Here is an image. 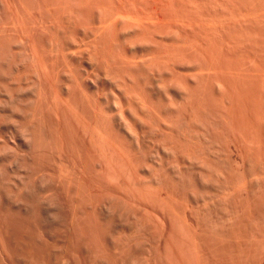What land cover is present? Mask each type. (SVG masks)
Masks as SVG:
<instances>
[{
    "label": "rangeland",
    "instance_id": "374dc122",
    "mask_svg": "<svg viewBox=\"0 0 264 264\" xmlns=\"http://www.w3.org/2000/svg\"><path fill=\"white\" fill-rule=\"evenodd\" d=\"M263 97L264 0H0V264H264Z\"/></svg>",
    "mask_w": 264,
    "mask_h": 264
},
{
    "label": "bare ground",
    "instance_id": "6f19581e",
    "mask_svg": "<svg viewBox=\"0 0 264 264\" xmlns=\"http://www.w3.org/2000/svg\"><path fill=\"white\" fill-rule=\"evenodd\" d=\"M173 1H174V0H173ZM260 1H261V0H260ZM87 2H88V1H87ZM107 2H108V1H107ZM94 3H95V2H94ZM233 3H234V2H233ZM86 4H87V3H86ZM86 4H85V5H86ZM180 4H181V3H180ZM257 5H258V4H257ZM221 6H222V5H221ZM249 8H250V7H249ZM250 9H251V8H250ZM171 10H172V9H171ZM209 11H210V10H209ZM251 11H252V10H251ZM260 11H262V10H260ZM234 12H235V11H234ZM237 12H238V11H237ZM179 14H180V13H179ZM236 14H237V13H236ZM238 14H239V13H238ZM105 15H106V14H105ZM177 15H178V14H177ZM219 15H220V14H219ZM229 15H230V14H229ZM231 15H233V14H231ZM246 15H247V14H246ZM256 15H258V14H256ZM239 16H240V15H239ZM250 16H251V15H250ZM94 17H95V16H94ZM230 17H231V16H230ZM253 17H254V16H253ZM109 18H110V17H109ZM149 19H150V18H149ZM169 19H170V18H169ZM233 19H234V18H233ZM242 19H243V16H242ZM107 20H108V18H107ZM146 20H147V19H146ZM164 20H165V19H164ZM237 20H238V19H237ZM244 20H245V19H244ZM253 20H254V19H253ZM105 21H106V20H105ZM112 21H113V20H112ZM206 21H207V20H206ZM254 21H255V20H254ZM129 22H130V21H129ZM140 22H141V21H140ZM151 22H152V21H151ZM107 23H108V22H107ZM107 23H106V24H107ZM137 23H138V22H137ZM219 24H220V23H219ZM108 25H109V24H108ZM121 25H122V24H121ZM153 25H154V24H153ZM119 26H120V25H119ZM148 26H149V25H148ZM103 27H104V26H103ZM154 27H155V26H154ZM106 28H107V26H106ZM127 28H128V27H127ZM170 28H171V27H170ZM258 28H259V27H258ZM101 30H102V29H101ZM147 30H148V29H147ZM177 30H178V29H177ZM258 30H259V29H258ZM107 31H108V30H107ZM114 31H115V30H114ZM162 31H163V30H162ZM175 32H176V31H175ZM179 32H180V31H179ZM255 32H257V31H255ZM96 33H97V32H96ZM96 33H95V34H96ZM140 33H141V32H140ZM142 33H143V32H142ZM184 33H185V32H184ZM113 34H115V33H113ZM103 35H104V34H103ZM151 35H152V34H151ZM151 35H150V36H151ZM95 36H96V35H95ZM113 36H114V35H113ZM114 37H115V36H114ZM116 37H117V36H116ZM159 37H160V36H159ZM187 37H188V36H187ZM107 39H108V38H107ZM131 40H132V39H131ZM136 40H137V39H136ZM92 41H94V40H92ZM110 41H111V40H110ZM117 42H118V41H117ZM130 42H131V41H130ZM211 42H212V41H211ZM92 43H93V42H92ZM155 43H156V42H155ZM93 44H94V43H93ZM103 44H104V43H103ZM103 44H102V45H103ZM142 44H143V43H142ZM110 45H111V44H110ZM124 46H125V45H124ZM148 46H149V45H148ZM101 47H102V46H101ZM104 47H105V46H104ZM149 47H150V46H149ZM186 47H187V46H186ZM198 47H199V46H198ZM94 49H95V48H94ZM96 49H97V48H96ZM99 49H100V48H99ZM109 50H110V49H109ZM112 50H113V48L111 49V51H112ZM164 50H165V49H164ZM173 50H174V49H173ZM92 51H93V50H92ZM148 51H149V50H148ZM153 51H154V50H153ZM179 51H180V50H179ZM95 52H96V50H95ZM133 52H134V51H133ZM140 52H141V51H140ZM187 52H188V51H187ZM198 52H199V51H198ZM109 53H110V52H109ZM109 53H108V54H109ZM115 53H116V52H115ZM93 54H94V53H93ZM111 54H112V53H111ZM26 55H27V54H26ZM130 55H131V54H130ZM144 55H145V54H144ZM109 56H110V55H109ZM112 56H113V55H112ZM244 56H245V55H244ZM102 57H103V56H102ZM116 57H117V56H116ZM188 57H189V56H188ZM103 58H104V57H103ZM164 58H165V57H164ZM164 58H163V59H164ZM170 58H171V57H170ZM185 58H186V57H185ZM119 59H120V58H119ZM125 59H126V58H125ZM138 59H139V58H138ZM108 61H109V60H108ZM115 61H116V60H115ZM115 61H114V62H115ZM159 61H160V60H159ZM111 62H112V61H111ZM122 62H123V61H122ZM142 62H143V61H142ZM211 62H212V61H211ZM230 62H231V61H230ZM258 62H259V61H258ZM101 63H102V62H101ZM109 63H110V62H109ZM124 63H125V62H124ZM160 63H161V62H160ZM106 64H107V63H106ZM119 64H120V63H119ZM122 64H123V63H122ZM137 64H138V62H137ZM141 64H142V63H141ZM150 64H151V63H150ZM154 64H155V63H154ZM167 64H168V63H167ZM183 64H184V63H183ZM220 64H221V63H220ZM124 65H125V64H124ZM124 65H123V66H124ZM131 65H132V64H131ZM142 65H144V64H142ZM162 65H163V64H162ZM187 65H188V64H187ZM254 65H255V64H254ZM138 66H139V65H138ZM164 66H165V65H164ZM215 66H216V65H215ZM23 67H24V66H23ZM99 67H100V66H99ZM156 67H157V66H156ZM231 67H232V66H231ZM106 68H107V67H106ZM123 68H125V67H123ZM126 68H127V67H126ZM138 68H139V67H137V69H138ZM172 68H173V67H172ZM217 68H218V67H217ZM223 68H224V67H223ZM30 69H31V68H30ZM129 69H131V68H129ZM156 69H158V68H156ZM253 69H254V68H253ZM124 70H125V69H124ZM131 70H132V69H131ZM134 70H135V69H134ZM139 70H140V68H139ZM165 70H166V69H165ZM172 70H173V69H172ZM126 71H127V70H126ZM239 71H240V70H239ZM109 72H110V71H109ZM124 72H125V71H124ZM127 72H128V71H127ZM140 72H141V71H140ZM166 72H167V71H166ZM191 72H192V71H191ZM204 72H205V71H204ZM224 72H226V71H224ZM246 72H247V71H246ZM5 73H6V72H5ZM130 73H131V72H130ZM136 73H137V72H136ZM138 73H139V71H138ZM138 73H137V74H138ZM149 73H150V72H149ZM218 73H219V72H218ZM218 73H217V74H218ZM244 73H245V72H244ZM92 74H93V73H92ZM118 74H119V73H118ZM145 74H146V73H145ZM195 74H196V73H195ZM207 74H208V73H207ZM238 74H239V73H238ZM121 75H122V74H121ZM121 75H120V76H121ZM185 75H187V74H185ZM208 75H209V74H208ZM20 76H21V75H20ZM118 76H119V75H118ZM118 76H117V77H118ZM129 76H131V75L129 74ZM129 76H128V77H129ZM137 76H138V75H137ZM149 76H150V75H149ZM231 76H232V75H231ZM95 77H96V76H95ZM111 77H112V76H111ZM113 77H114V76H113ZM126 77H127V76H126ZM201 77H202V76H201ZM210 77H211V76H210ZM238 77H239V76H238ZM245 77H246V76H245ZM129 78H130V77H129ZM139 78H140V76H139ZM144 78H145V77H144ZM186 78H187V77H186ZM191 78H192L191 76H190V78L188 77V79H191ZM198 78H199V77H198ZM207 78H208V77H207ZM217 78H218V77H217ZM241 78H242V77H241ZM91 79H92V78H91ZM132 79H133V78H132ZM132 79H130V80H132ZM134 79H135V78H134ZM141 79L143 80V77H141ZM192 79H193V81H196V83L198 82V81H197L198 79L195 80L196 78H195L194 76H193ZM199 79H200V78H199ZM210 79H211V78H210ZM212 79H213V78H212ZM226 79H227V77H226ZM125 80H127V79H125ZM139 80H140V79H139ZM139 80H138V81H139ZM203 80H204V79H203ZM98 81H99V80H98ZM132 81H133V80H132ZM182 81H183V79H182ZM184 81L186 82V79H185V78H184ZM201 81H202V80H201ZM65 82H66V81H65ZM114 82H115V81H114ZM116 82H118V81H116ZM128 82H129V81H128ZM133 82H134V81H133ZM144 82H145V81H144ZM177 82H178V81H176V83H177ZM179 82H180V81H179ZM179 82H178V83H179ZM185 82H182V83H185ZM187 82H188V83H187V86H189V89H188V87L186 88V89H188L187 91H183V90H186V89H183V88L186 87L185 84H181V85H184L183 87L180 85V88L182 87L180 91H182V93L184 92V94H182V95H185L186 97H187V96H190V95H188V94H190V93L188 92L190 89L193 90L192 92H193V94H194L195 90H194L193 88L196 89V87H197L196 85H192V86H191L192 83L190 84L189 81H187ZM122 83H123V82H122ZM134 83H135V82H134ZM137 83H138V82H137ZM157 83H158V82H157ZM171 83H172V82H171ZM171 83H170V84H171ZM178 83H177V84H178ZM193 83H195V82H193ZM207 83H208V82L206 81V84H205V85H207ZM210 83H211V82H210ZM230 83H231V82H230ZM241 83H242V82H241ZM36 84H37V83H36ZM170 84H169V85H170ZM188 84H190V85H188ZM197 84H198V83H197ZM208 84H209V83H208ZM213 84H214V83H213ZM67 85H68V84H67ZM96 85H97V84H96ZM124 85H125V84H124ZM129 85H130V84H129ZM200 85H201V84H200ZM200 85H198V87H199ZM210 85H211V84H210ZM210 85H209V86H210ZM116 86H118V85L116 84ZM138 86H139V85H138ZM190 86H191V87H190ZM193 86H194V87H193ZM203 86H204V84H203ZM215 86H216V85H214L213 87H215ZM160 87H161V86H160ZM160 87H159V88H160ZM178 87H179V86H178ZM192 87H193V88H192ZM219 87H220V86H219ZM222 87H223V86H222ZM117 88H118V87H117ZM135 88H136V87H135ZM200 88H201V87H200ZM206 88H207V87H206ZM215 88H216V87H215ZM182 89H183V90H182ZM198 89H199V88H198ZM198 89L196 90V92H195V94H194L195 96L192 95V93H191L192 97H193V96H194V97L200 96V95H199L200 92H198V91H200V90H198ZM211 89H212V88H211ZM227 89H228V88H227ZM165 90H166V88H165ZM165 90H164V91H165ZM222 90H224V89H222ZM129 91H130V89H129ZM134 91H135V90H134ZM219 91H220V90H219ZM172 92H173V91H172ZM190 92H191V91H190ZM197 92H198V94H196ZM202 92H203V91H202ZM135 93H136V92H135ZM138 93H139V91H138ZM138 93H137V94H138ZM207 93H208V92H207ZM211 93H212V92H211ZM220 93H221V91H220ZM240 93H241V92H240ZM124 94H125V93H124ZM131 94H132V93H131ZM142 94H143V93H142ZM142 94H141V95H142ZM165 94H167V92H165ZM205 94H206V93H205ZM232 94H233V93H232ZM262 94H263V93H262ZM37 95H38V94H37ZM86 95H87V94H86ZM128 95H129V94H128ZM135 95H136V94H135ZM135 95H133V96H135ZM138 95H139V94H138ZM182 95H181V97H182ZM196 95H197V96H196ZM203 95H204V93H203ZM208 95H209V94H208ZM225 95H226V94H225ZM89 96H90V95H89ZM139 96H140V95H139ZM185 96H184V98H183V99H184V103L187 102L189 99L192 98V97L190 96L191 98L188 97L189 99H188V98L186 99ZM223 96H224V95H223ZM241 96H242V95H241ZM129 97H130V96H129ZM142 97H143V96H142ZM142 97H141V98H142ZM176 97H177V96H176ZM194 97L191 99V100H192L191 103H193L194 101L197 102V100L200 99V98H197V100H194ZM213 97H214V95H213ZM215 97H216V96H215ZM218 97H219V96H218ZM260 97H261V96H260ZM138 98H139V97H136V99H138ZM141 98H140V100H141ZM143 98H144V97H143ZM154 98H155V97H154ZM209 98H210V97H209ZM233 98H234V97H233ZM247 98H248V97H247ZM263 98H264V97H263ZM94 99H95V98H94ZM145 99H146V98H145ZM170 99H171V96H170ZM180 99H181V98H180ZM185 99H186V100H185ZM203 99H204V98H203ZM226 99H227V98H226ZM230 99H231V97H230ZM172 100H173V99H172ZM191 100H190V101H191ZM193 100H194V101H193ZM210 100H211V99H210ZM215 100H216V99H215ZM219 100H220V99H219ZM221 100L223 101V99H221ZM221 100H220V101H221ZM227 100H228V99H227ZM88 101H89V100H88ZM137 101H139V99H138ZM168 101H170V100H168ZM179 101H180V100H179ZM181 101H182V99H181ZM205 101H206V100H205ZM247 101H248V100H247ZM135 102H136V101H135ZM140 102H141V101H140ZM142 102H143V104H145V101H144V100H143ZM188 102H189V101H188ZM188 102L186 103V104H188V105L184 104L183 107H182V109H185V110L187 111V109H188L187 107H189V110H190V108H192V107L194 108L196 102H194L192 105H190V104H189L190 102H189V103H188ZM198 102H199V101H198ZM198 102H197V103H198ZM210 102H212V101H210ZM217 102H218V101H217ZM94 103H95V102H94ZM102 103H103V102H102ZM105 103H106V102H105ZM223 103H224V102H223ZM120 104H121V103H120ZM136 104H137V103H136ZM170 104H171V103H170ZM173 104L175 105V103H173ZM182 104H183V101H182ZM227 104H228V103H227ZM235 104H236V103H235ZM238 104H239V103H238ZM87 105H88V104H87ZM103 105H104V104H103ZM115 105H116V104H115ZM167 105H168V104H167ZM198 105H199V106H197V104H196V109H197V108H200V107L202 106V104H200V102L198 103ZM200 105H201V106H200ZM209 105H211V103H210ZM214 105H215V104H214ZM224 105H225V104H224ZM121 106H122V105H121ZM186 106H187V107H186ZM225 106H226V105H225ZM148 107H149V106H148ZM175 107H176V108H175ZM175 107H174V108H175V110H176L177 107H178V105L175 106ZM179 107H180V105H179ZM205 107H206V106H205ZM205 107H204V109H205ZM116 108H117V107H116ZM156 108H157V107H156ZM186 108H187V109H186ZM211 108H212V107H211ZM211 108H210V109H211ZM224 108H225V107H224ZM229 108H230V106H229ZM94 109H95V108H94ZM121 109H123V108H121ZM180 109H181V108H180ZM180 109H179V110H180ZM206 109H207V108H206ZM210 109H209V110H210ZM225 109L228 110V108H225ZM233 109H234V108H233ZM236 109H237V108H236ZM92 110H93V109H92ZM115 110H116V109H115ZM158 110H159V108H158ZM169 110H171V109H169ZM173 110H174V109H173ZM177 110H178V109H177ZM192 110H194L195 112L193 111L194 113H192V112H191ZM213 110H214V108H213ZM222 110H223V109H222ZM222 110H219V111L222 112ZM226 110H225V111H226ZM140 111H141V110H140ZM142 111H143V110H142ZM156 111H157V109H156ZM156 111L154 112L155 114L157 113ZM166 111H167V110H166ZM196 111H197V110H195V108H194V109H191L188 113L186 112L187 114L184 112V110H183V111H178V112H182V113H180V114H185L183 117H182V115H181V116H180L181 118L179 117V119L184 118V121H185V118H186V117H188V116H190V115L193 116V114H197L198 112L196 113ZM229 111L233 112L232 110H229ZM115 112H116V111H115ZM118 112H119V111H118ZM136 112H137V111H136ZM163 112H164V111H163ZM183 112H184V113H183ZM190 112H191L192 114H189ZM203 112H204V111H203ZM103 113H104V112H103ZM159 113H160V111H159ZM159 113H157V114H159ZM161 113H162V112H161ZM161 113H160V114H161ZM164 113H166V112H164ZM175 113H176V111H175ZM175 113H174V114H175ZM199 113H200V110H199ZM199 113H198L197 115H198V116H201V114H199ZM157 114H156L155 116L159 118V115L157 116ZM167 114H169V113H167ZM176 114L178 115V113H176ZM176 114H175V115H176ZM180 114H179V115H180ZM205 114H206V112H205ZM218 114H219V113H217V115H218ZM64 115H65V114H64ZM90 115H91V114H90ZM114 115H115V114H114ZM124 115H125V114H124ZM170 115H172V114L170 113ZM170 115H168V116H170ZM179 115H178V116H179ZM186 115H187V116H186ZM210 115H212V114H210ZM223 115H227V114L224 113ZM108 116H110V115H108ZM116 116H117V115H116ZM160 116H161V115H160ZM164 116H166V115H164ZM164 116H163V117H164ZM173 116H174V115H172V117H173ZM202 116H203V115H202ZM229 116H230V115H229ZM229 116H227V117H229ZM121 117H122V116H121ZM150 117H151V116H150ZM163 117H160L161 120L164 119ZM214 117H215V116H214ZM93 118H94V117H93ZM169 118H170V117H167V116H166L165 119H164L162 122H161V121H160V122L162 123V125H163V127H164V129H165L164 132L166 133L167 131H169L168 133L170 134L169 137L171 138V139H170V142H171V140L173 139V138H172L173 133L175 134V131H174L173 129L177 127L176 123H174V122L177 121V117H175V118H176V121L173 122V123L176 125V127H173V126H175V125L172 123L174 117H173L172 119H171V118L169 119ZM188 118H189V117H188ZM193 118L196 119L197 116H196V117L193 116L192 119H193ZM200 118H203V117H198V121L200 120ZM204 118H205V116H204ZM207 118H208V117H207ZM224 118H225V117H223V119H224ZM186 119H187V118H186ZM189 119L191 120V118H189ZM205 119H206V118H205ZM208 119H209V118H208ZM211 119H212V118H211ZM226 119H227V118H226ZM118 120H119V119H118ZM157 120H158V119H157ZM171 120H172V121H171ZM174 120H175V119H174ZM182 120H183V119H182ZM202 120H203V119H202ZM202 120H201V121H202ZM215 120H216V119H215ZM238 120H239V119H238ZM124 121H125V120H124ZM179 121H180V120H179ZM186 121H187V120H186ZM195 121H196V120H195ZM201 121H200V122H201ZM150 122H151V121H150ZM158 122H159V121H158ZM160 122H159V124H160ZM177 122H178V121H177ZM208 122H209V121H208ZM218 122H219V121H218ZM221 122H222V121H221ZM224 122H225V121H224ZM224 122H223V123H224ZM126 123H128V122H126ZM143 123H144V122H143ZM170 123H172L173 125L170 124ZM188 123H189V122H187V124H188ZM194 123H195V122H194ZM205 123H206V122H205ZM214 123H215V122H214ZM225 123H226V125H227V122H225ZM178 124H179V123H178ZM187 124H186V125H187ZM203 124H204V123H203ZM206 124L208 125V123H206ZM220 124H221V123H220ZM94 125H95V124H94ZM124 125H125V124H124ZM151 125H152V123H151ZM196 125L198 126L197 123H196ZM209 125H210V123H209ZM213 125H214V124H213ZM215 125H216V124H215ZM221 125H222V124H221ZM223 125H224V124H223ZM97 126H98V125H97ZM97 126H96V127H97ZM99 126H100V125H99ZM106 126H107V125H106ZM203 126H205V125H203ZM235 126H236V125H235ZM237 126H238V125H237ZM109 127H110V126H109ZM128 127H129V126H128ZM161 127H162V126H161ZM163 127H162V128H163ZM183 127H184V125H183ZM183 127H182V128H183ZM187 127H188V126H187ZM211 127H212V126H211ZM247 127H248V126H247ZM63 128H64V127H63ZM114 128H115V127H114ZM182 128H181V129H182ZM185 128H186V127H185ZM208 128H209V127H208ZM240 128H241V127H240ZM108 129H109V128H108ZM164 129H163V130H164ZM176 129H177V128H176ZM213 129H214V128H213ZM183 130H184V129H183ZM183 130H182V131H183ZM191 130H192V129H191ZM204 130H205V129H204ZM207 130H208V129H207ZM216 130H218V129H216ZM40 131H42V130H40ZM129 131H130V130H129ZM173 131H174V132H173ZM188 131H189V130H188ZM208 131H209V130H208ZM212 131H213V130H212ZM219 131H220V130H219ZM59 132H60V131H59ZM138 132H139V131H138ZM177 132H178V131H177ZM220 132H221V131H220ZM220 132H219V133H220ZM225 132H226V131H225ZM147 133H148V132H147ZM188 133H189V132H188ZM205 133H206V132H205ZM205 133H204V134H205ZM207 133H209V132H207ZM216 133H217V132H216ZM223 133H224V132H223ZM99 134H100V133H99ZM41 135H44V134H41ZM155 135H156V134H155ZM177 135H179V133H178ZM190 135H191V132H190ZM190 135H189V137H190ZM217 135H218V134H217ZM197 136H199V135H197ZM209 136H210V134H209ZM222 136H223V135H222ZM102 137H103V136H102ZM108 137H109V136H108ZM178 137H179V136H177V138H176V142H175V143H174L173 140H172L173 143H172V144L170 143L171 145L174 144V145H173V147H174L173 149H177V148L180 149V148H182L181 150H183V151L186 150V151H187L188 149H187V148L185 149V147H183V145H181L182 143L178 140V139H179ZM211 137H212V136H211ZM199 138H200V137H199ZM221 138H222V137H221ZM224 138H225V137H224ZM42 139H43V138H42ZM114 139H115V138H114ZM185 139H186V138H185ZM180 140H181V139H180ZM225 140H226V139H225ZM178 141L180 142L179 145H178ZM201 141H202V140H201ZM232 142H233V141H232ZM50 143H51V142H50ZM119 143H120V142H119ZM176 143H177V145H176ZM124 144H125V143H124ZM183 144H184V143H183ZM186 144H187V143H186ZM189 144H191V143H189ZM227 144H228V143H227ZM175 145H176V148H175ZM180 145H181V146H180ZM199 145H200V144H199ZM53 146H54V145H53ZM177 146H179V147H177ZM48 147H49V146H48ZM95 147H96V146H95ZM109 147H110V146H109ZM186 147H187V146H186ZM194 147H195V146H194ZM183 148H184V149H183ZM195 148H196V147H195ZM197 149H199V148H197ZM202 149H203V148H202ZM209 149H210V148H209ZM177 150H178V149H177ZM181 150H179V151H181ZM207 150H208V149H207ZM120 152H121V151H120ZM181 152H182V151H181ZM188 152H189V150H188ZM188 152H187V153H188ZM87 153H88V152H87ZM131 153H132V152H131ZM131 153H130V154H131ZM145 153H146V152H145ZM164 153H165V152H164ZM174 153H175V152H174ZM182 153H183L184 155H186L187 157H189L188 155H189L190 153H192V152H191V150H190V152L188 153V155L186 154L185 151L182 152ZM240 153H241V152H240ZM131 155H132V154H131ZM67 156H68V155H67ZM128 156H129V155H128ZM167 156H168V155H167ZM190 156H191V154H190ZM192 156H193V153H192ZM130 157H131V156H130ZM160 157H161V156H160ZM206 157H207V156H206ZM231 157H232V156H231ZM194 158H195V156H194ZM194 158H193V159H194ZM202 158H203V157H202ZM131 159H132V158H131ZM195 159H196V158H195ZM174 160H175V159H174ZM54 161H55V160H54ZM87 161H88V160H87ZM201 161H203V160H201ZM204 161H205V160H204ZM207 161H208V160H207ZM22 162H23V161H22ZM99 162H100V161H99ZM152 162H153V161H152ZM195 162H198V161H195ZM199 162H200V161H199ZM199 162H198V163H199ZM213 162H214V161H213ZM43 163H44V162H43ZM171 163H172V162H171ZM203 163H204V162H203ZM49 164H50V163H49ZM88 164H89V163H88ZM148 164H149V163H148ZM208 164H209V162H208ZM75 165H76V164H75ZM174 165H175V164H174ZM211 165H212V164H211ZM211 165H210V166H211ZM261 165H262V164H261ZM26 167H27V166H26ZM219 167H220V166H219ZM43 168H44V167H43ZM147 168H148V166H147ZM158 168H159V167H158ZM216 168H217V167H216ZM220 168H221V167H220ZM197 169H198V168H197ZM69 170H70V169H69ZM44 171H45V170H44ZM182 172H183V171H182ZM237 172H238V171H237ZM113 173H114V172H113ZM257 173H258V172H257ZM84 174H85V173H84ZM184 174H185V173H184ZM201 174H202V173H201ZM129 175H130V174H129ZM238 175H239V174H238ZM42 176H43V175H42ZM207 176H208V175H207ZM230 176H231V175H230ZM233 176H234V175H233ZM258 176H259V175H258ZM245 178H246V177H245ZM201 179H202V178H201ZM219 179H220V178H219ZM60 180H61V179H60ZM82 180H83V179H82ZM215 180H217V179H215ZM236 180H238V179H236ZM34 181H35V180H34ZM245 181H246V179H245ZM48 182H49V181H48ZM192 182H193V181H192ZM215 182H216V181H215ZM217 182H218V181H217ZM64 183H65V182H64ZM252 183H253V182H252ZM257 183H258V182H257ZM192 184H193V183H192ZM228 184H229V183H228ZM231 184H232V183H231ZM238 184H239V183H238ZM241 184H242V183H241ZM217 185H218V184H217ZM244 185H245V184H244ZM244 185H243V186H244ZM262 185H263V184H262ZM75 186H76V185H75ZM103 186H104V185H103ZM227 186H228V185H227ZM233 186H234V185H233ZM257 186H258V185H257ZM191 187H192V186H191ZM212 187H213V186H212ZM218 187H219V186H218ZM228 187H229V186H228ZM241 187H242V185H241ZM10 188H11V187H10ZM125 188H126V187H125ZM228 189H229V188H228ZM243 189H244V187H243ZM233 190H234V188H233ZM236 190H237V189H236ZM253 190H254V189H253ZM0 192H1V191H0ZM212 192H213V191H212ZM227 195H228V194H227ZM40 197H41V196H40ZM72 197H73V196H72ZM221 197H222V196H221ZM114 198H115V197H114ZM186 198H187V197H186ZM226 199H227V198H226ZM233 199H234V198H233ZM257 199H258V198H257ZM215 200H216V199H215ZM238 200H239V199H238ZM106 201H107V200H106ZM212 202H213V201H212ZM39 203H40V202H39ZM258 203H259V202H258ZM89 204H90V203H89ZM123 204H124V203H123ZM104 207H105V206H104ZM248 208H249V207H248ZM221 209H222V208H221ZM254 209H255V208H254ZM257 209H258V208H257ZM133 212H134V211H133ZM258 213H259V212H258ZM236 214H237V213H236ZM3 215H5V213H4ZM135 218H136V217H135ZM89 219H90V218H89ZM112 222H113V221H112ZM0 223H1V222H0ZM88 223H89V222H88ZM1 224H2V223H1ZM2 226H3V224H2ZM1 228H2V227H1ZM69 229H70V228H69ZM84 231H85V230H84ZM98 239H99V238H98ZM52 240H53V239H52ZM250 240H251V239H250ZM254 240H255V239H254ZM95 241H96V240H95ZM254 243H255V242H254ZM195 244H196V243H195ZM103 245H104V244H103ZM222 248H223V247H222ZM7 251H8V250H7ZM2 254H3V253H2ZM105 256H106V255H105ZM203 262H204V261H203Z\"/></svg>",
    "mask_w": 264,
    "mask_h": 264
}]
</instances>
